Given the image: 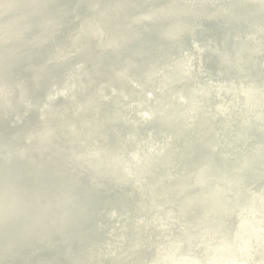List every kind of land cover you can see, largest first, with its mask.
Wrapping results in <instances>:
<instances>
[{
  "label": "water",
  "instance_id": "1",
  "mask_svg": "<svg viewBox=\"0 0 264 264\" xmlns=\"http://www.w3.org/2000/svg\"><path fill=\"white\" fill-rule=\"evenodd\" d=\"M7 4L0 122L22 133L0 138V264H92L98 245L105 264H158L182 248L169 206L193 189L211 184L223 208L264 194V0ZM46 45L43 63L25 59ZM152 141L169 171L146 162L144 184L131 168ZM34 203L50 213L27 216ZM22 251L36 261L15 262Z\"/></svg>",
  "mask_w": 264,
  "mask_h": 264
},
{
  "label": "bare ground",
  "instance_id": "2",
  "mask_svg": "<svg viewBox=\"0 0 264 264\" xmlns=\"http://www.w3.org/2000/svg\"><path fill=\"white\" fill-rule=\"evenodd\" d=\"M59 2L64 3L68 7L71 0H59ZM7 3L13 6L17 4V0H0V8L3 4ZM21 7L25 12H29L33 8L30 4L24 2H22ZM21 16L23 17V15ZM9 21L11 22L10 19L1 21L0 25L9 23ZM127 24L129 23L127 22ZM0 29V34L5 33V27L3 25ZM101 37L103 39L102 35ZM0 39L3 40L1 35ZM57 40H67L70 42L69 29L63 28L59 30L57 33ZM32 46L33 45L25 46V51H32ZM61 49L62 46L58 47L59 52ZM52 51H54L52 46L46 45L43 48L42 56L34 57L32 55H27L25 59L34 62V64H41L43 63L41 59L45 58ZM60 60L61 58L59 57L57 62ZM4 87V83L0 84V94H4ZM72 95L76 94L73 93ZM80 98L81 97H78L75 100ZM33 99H35L36 105L39 106L42 99V91L36 92ZM57 103H61V101ZM69 104H73V101L68 102V105ZM53 107L54 106L51 108ZM48 117L50 116H47V118ZM67 130L69 131L70 129ZM72 132L73 131L70 130V133ZM15 133L21 134L22 132L10 127L7 122H0V138L2 141L7 140L6 138L9 135ZM80 134L81 132L78 130L75 135L79 136ZM193 139L194 138H192V140ZM146 156L141 157L131 168H136L135 170L140 172V179L144 184H146V178L148 182L154 180L150 172L146 169V162L155 168V173L158 177H161L165 172L167 173L169 171V168L161 157V152H158L153 141L148 145ZM152 158L155 159L153 160ZM90 164L91 163L88 165ZM136 164L138 165L137 167ZM100 168L102 167L100 166ZM187 173L188 167H185L183 174L180 173V177H186ZM114 175L115 173L112 175V178ZM0 180L4 181L3 178ZM198 181L192 182V178L186 180L170 179V182L179 190L182 188L183 184H189V186H191ZM210 185L211 184L208 183L198 186L192 190L191 194H193V196L186 198L182 203L169 206L172 214L171 216H173L175 221L180 225L179 227L174 224L170 227V240L174 242L178 241L180 243L179 247L181 246L182 248L175 250L172 248L173 246H166L168 249L165 251L164 255H162V250H160L158 255L160 261L158 264H264V194L256 196L254 193L250 192L241 198H237L238 196L236 195L232 201L226 198L230 203H227L224 199L225 207L223 208L219 205L218 200L211 195V192L208 191ZM231 193H228L230 197ZM255 193L258 194V191L255 190ZM41 204H46V202H41ZM41 207L44 208L38 209L36 203H34L26 209L27 216L32 217V215L36 213H45L46 211L50 213L51 210L48 206L43 205ZM45 208H47V210ZM56 212L54 216H60L58 209H56ZM102 247L98 245L95 248L92 264H105L107 253L103 251ZM184 251L187 253L184 254ZM36 259L37 256H34L28 251H22L17 253L14 261L26 262L36 261ZM57 263L63 264L59 262L58 259ZM106 264L112 263L107 261Z\"/></svg>",
  "mask_w": 264,
  "mask_h": 264
},
{
  "label": "clouds",
  "instance_id": "3",
  "mask_svg": "<svg viewBox=\"0 0 264 264\" xmlns=\"http://www.w3.org/2000/svg\"><path fill=\"white\" fill-rule=\"evenodd\" d=\"M2 27V25H0ZM6 211V205L2 197H0V215H3Z\"/></svg>",
  "mask_w": 264,
  "mask_h": 264
}]
</instances>
